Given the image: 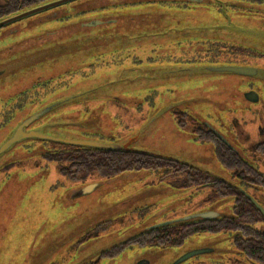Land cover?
<instances>
[{"label": "rangeland", "instance_id": "374dc122", "mask_svg": "<svg viewBox=\"0 0 264 264\" xmlns=\"http://www.w3.org/2000/svg\"><path fill=\"white\" fill-rule=\"evenodd\" d=\"M222 2L74 0L1 27L0 103L4 102L8 118L18 93L24 103H32L28 114L23 110L0 128V142L18 119L64 97L67 103L40 118L46 134L129 144L132 150L176 159L237 186L232 171L215 159L210 146L197 144L189 129L173 122L168 107H175L225 129L232 147L264 174V157L253 150L264 143V91L258 93L257 103H248L247 89L238 86L240 77L207 72L201 63L147 59L158 54L149 52L151 45L164 37L172 45L198 33L217 39L228 35L230 42L242 45L248 41L245 30L263 29L259 15L236 17L229 7L232 3ZM234 4L243 6L240 1ZM217 9L220 12L213 11ZM194 10L210 13L196 15ZM95 22L100 24L88 26ZM255 43L261 44L257 46L261 51L264 40ZM45 92L52 95L41 101ZM50 147L55 146L25 140L0 159V167L15 162L8 170L0 169V264H88L100 251L117 247L151 226L204 213L232 215L231 197L183 187V177L160 179L159 171L70 180L58 173L56 163L41 157L40 152ZM251 193L264 200L263 190ZM229 237L199 233L176 246L134 245L97 264H132L138 259L175 264L187 253L207 249L206 254L179 263L191 264L209 259L214 247L228 251Z\"/></svg>", "mask_w": 264, "mask_h": 264}, {"label": "flooded vegetation", "instance_id": "af4514ba", "mask_svg": "<svg viewBox=\"0 0 264 264\" xmlns=\"http://www.w3.org/2000/svg\"><path fill=\"white\" fill-rule=\"evenodd\" d=\"M7 0H0V4L2 2L6 3ZM51 0H42L38 1L36 3L30 4L27 7H20L16 10L18 12H23L28 10L29 8L36 7L38 5L45 4ZM228 1L229 3H232L229 7L232 9V14L236 17L244 16L245 13H253L255 15H259V18L264 24V6L262 3L264 0H223V2ZM238 1L241 2L243 6H235L234 3H238ZM222 2V3H223ZM243 2V3H242ZM185 6V5H184ZM54 8V7H53ZM50 8V9H53ZM188 8V7H187ZM219 8V7H218ZM236 9H240V11H236ZM49 10V9H48ZM218 11L220 10H213ZM242 11V12H241ZM245 11V12H243ZM16 12V13H18ZM185 12V11H184ZM196 15H201L200 12H202L205 15H208L210 12L207 10L201 11V10H194L192 11ZM15 14V13H14ZM219 14V13H218ZM187 15H191L190 11L187 12ZM5 18L4 16L0 17V20ZM157 24V23H155ZM173 26L176 24H170ZM225 26V23H223ZM219 28H222V26H218ZM263 29H257L254 31H247L245 30V36L247 37H255L253 41H246L244 44H236L233 42H230L231 39L230 36L227 35V37L219 38L217 39L216 36L209 34L210 36L201 35V33L196 34L194 37L191 35H188L187 39L182 40L181 42L177 41L174 44L170 45L169 40H158L157 44L151 45L150 53H157L161 54L163 56L159 58L157 55H148L147 59L148 61H151L152 63H173V64H183V65H195V64H203V67L207 72L211 73H227L232 74L237 77H240L238 80V86L246 88L247 91L244 94V99L248 103H257L259 101V95L258 93H262L264 91V45H262V50H258L257 46H261L257 42V40H264V25L262 26ZM216 28V26L214 27ZM200 30H207L206 28H202ZM215 31V30H214ZM210 32V31H208ZM231 35V34H230ZM210 37V38H209ZM184 39V38H183ZM233 40V39H232ZM160 41H163L161 45ZM246 43V44H245ZM161 45V47H160ZM153 46H159V49L152 48ZM166 50L167 54H162ZM93 65V67H95ZM203 68V69H204ZM215 68H218V70H213ZM219 68H243V69H250L249 72L242 73H233L231 71H220ZM70 76V75H68ZM254 77V78H253ZM257 79V82L255 78ZM66 78V76H65ZM44 87V86H42ZM43 95L41 101H46L51 95L48 96V92L42 93ZM47 94V95H46ZM22 95L20 93L17 94V96L11 101L13 105H16L15 109L12 111L11 116L8 118L6 117L5 110H4V102L0 103V128L8 123L15 114L23 113L22 111L25 110L24 113L28 114V106L32 102L24 103ZM64 98V97H63ZM63 98L58 100H53V103L56 101L63 100ZM65 100V99H64ZM68 100H66L67 103ZM43 103V102H42ZM45 104V105H47ZM64 104H60L57 107H60ZM168 112L170 115H172L171 119L173 122L177 125L180 129H189L191 132L192 139L197 142V144L206 143L210 146L212 154L214 157H216L217 154L221 156H228V152L234 153L238 155L243 161L247 164V168L251 170V172H254L257 176H260L261 179L264 180V174L261 173L254 164L246 161L240 154L237 152L232 145L229 143L227 138L225 137V129L213 125L209 120L207 119H200L196 120L190 117V115L182 111L180 109H177L175 107H168ZM25 114V115H26ZM23 117V116H22ZM20 120V119H18ZM17 120V121H18ZM46 125L43 121H40V118L33 122L28 128H34L35 126L41 127ZM33 126V127H32ZM45 130V129H44ZM45 133L44 131H42ZM46 134V133H45ZM48 135V134H46ZM51 136V135H48ZM56 136V135H55ZM54 135L51 136L53 138H60V139H66L65 137H60ZM69 139V138H67ZM36 141V140H35ZM40 143H51L54 144L55 147H50L47 150L43 149L40 154L41 157L54 162L52 160H49L45 158V155H51L55 153H64V152H73L81 150L80 148L85 147H79V146H73L68 144H62L60 142H53L49 140H38ZM37 143V142H36ZM174 146H180L179 143H172ZM182 146V145H181ZM185 149H182L181 151H184ZM253 150L264 157V143L260 142L256 144L253 148ZM103 151H110V150H103ZM228 151V152H227ZM110 152H122L126 153L127 151H110ZM133 153V152H131ZM137 153H134L136 155ZM140 156V155H139ZM144 157H147L146 155L140 156L139 159H142V163L144 166L152 164H148V160ZM153 157V156H152ZM149 156L148 158H152ZM160 158V157H158ZM164 162V166H157L156 168H140V167H134L132 169H127L120 171L112 176L108 177H101L98 174H92L88 178L92 176H97L100 178H106V179H112L118 174L124 173V172H134L138 170H147V171H159L162 173L161 178H178L183 177V181H181V186L183 187H193L195 190H202L204 188L211 189L214 192H216L217 195L220 197H231L233 200L232 205V215L230 216H220L216 215L211 218H202L201 215L198 216H192L189 218H183L180 220H174L170 222H165L159 225L151 226L150 228L145 229L142 233L125 240L122 243H119L117 247H114L108 251L101 252L97 258H95L93 261L89 262L88 264H97L98 261H101L105 258H111L116 253H120L125 248H130L134 245L139 246H170V245H180L182 244L187 238H189L192 235L201 234V233H209V234H216V233H228L230 235L229 237V243L230 247L228 251H223V249L218 246L214 247V249H211V254H209V259L192 261L191 264H264V200L262 199H255L254 195L251 193L253 190H263L264 187H261L259 185H256L252 183L250 178H246L243 180V183L240 182L233 174L234 171H232L233 177L237 179L238 185H232L229 182H226L225 180L210 174L213 176V178L204 175L201 176V170L186 164L182 163L176 159L173 158H160ZM56 163V162H54ZM15 162L3 165L0 167L2 170H8L10 169ZM57 164V163H56ZM58 165V164H57ZM188 166L196 168V170L190 168ZM58 170V168H57ZM59 173V171H58ZM218 178L219 181L222 183L219 185L222 188L232 187L237 189L239 192H241V195L245 199V201H242V208H241V218H242V229L241 231H220V232H210L202 230L201 228H198L194 230V233L186 236L183 240H181L178 244H171L166 243V239H174L173 237L164 236L161 238H158L160 241H165L164 244H159L161 242H155L152 244H141L138 243L136 240H134L136 237L144 235V233L148 232L151 233L153 231H161V235H167L168 233H180L183 234L182 230L179 228H175L173 230H170L169 227H178L181 223H189L190 221L193 223V220H212L217 218H232L234 215V212L236 211L237 203L235 201V197L232 195H225L221 192H218L216 189L219 187L217 183L213 180L215 178ZM87 180V179H86ZM73 181H83V180H73ZM85 181V180H84ZM206 214V213H204ZM189 221V222H188ZM195 223V221H194ZM167 237V238H166ZM169 241V242H170ZM207 250V249H205ZM205 250H196V251H203L199 254H195L193 256L188 257L187 259L191 257H198L202 255V253H205ZM210 253V252H209ZM203 254V255H204ZM186 259V260H187ZM184 260V261H186ZM183 261V262H184Z\"/></svg>", "mask_w": 264, "mask_h": 264}, {"label": "trees", "instance_id": "16d2710c", "mask_svg": "<svg viewBox=\"0 0 264 264\" xmlns=\"http://www.w3.org/2000/svg\"><path fill=\"white\" fill-rule=\"evenodd\" d=\"M42 0H7L6 3L2 2L0 4V17H7L12 15L18 11H16L19 6L27 7L30 4L36 3ZM81 150L73 151V152H62L55 153L51 155H45L44 157L56 162L58 164L59 174L70 179V180H86L92 174H98L101 177L112 176L120 171L132 169L134 167L140 168H156L159 166H164L166 161H162L158 157H152L151 155L140 154L137 153L134 155V152H110L103 151L100 149L94 148H80ZM228 152V151H227ZM146 155L144 157L148 160V164H152V166L147 165L144 166L142 163V159H139L140 156ZM151 156L152 158H148ZM215 159L226 169L233 170L234 176L243 183V180L246 178H250L252 183L264 187V180L261 179L260 176H257L254 172H251L250 169L247 168V164L241 159L238 155L234 153L228 152V156H221L219 154L216 155ZM190 170L196 168L188 166ZM193 171V170H192ZM211 176L208 172L201 170V176ZM215 178V177H214ZM217 185H221L222 183L218 178L213 179ZM218 192H221L225 195L229 194L235 197V201L237 203L238 209L234 212L232 218H217L212 220H193V223L188 221L189 223H181L178 227H169L170 230L175 228H179L182 230L183 234L180 233H168L167 235H161V231H153L151 233H144V235L136 237L138 243L141 244H152L155 242H161L159 244H164L165 241H160L158 238L168 236L173 237L170 239H166V243L178 244L181 240H183L186 236L194 233V230L201 228L205 231L210 232H220V231H241L242 229V218H241V208L242 201H245L241 192L232 187L222 188L217 187ZM195 221V223H194ZM167 238V237H166ZM170 241V242H169Z\"/></svg>", "mask_w": 264, "mask_h": 264}, {"label": "water", "instance_id": "95a60500", "mask_svg": "<svg viewBox=\"0 0 264 264\" xmlns=\"http://www.w3.org/2000/svg\"><path fill=\"white\" fill-rule=\"evenodd\" d=\"M71 1H74V0H51L45 4H42L41 6L38 5V7H35V8L32 7V9L29 8L26 11L18 12V13L9 15V16L0 20V28L5 26V25H8L10 23H13L15 21H18L20 19H23L25 17L43 12V11L48 10L50 8L66 4V3L71 2ZM96 24H100V23L95 22V23H92L88 26H94ZM110 27L113 30V25H110ZM254 38L255 37H247L248 41H253ZM107 40H109L111 42H121V40H119V39H107ZM85 41H88V40L86 39ZM213 70H218V68H215ZM219 70L220 71H231L233 73H239V74L240 73L244 74L245 72L250 71V69H243V68H219ZM64 103H66L65 100L49 103L46 106H44L43 107L44 109H42L41 111H39L35 114L28 115L27 117H23L22 119L16 121L17 123H15L13 125V127L11 128L7 137L2 142H0V159L4 156V154L6 152H8L17 143H20V142L25 141V140H49V141H53V142H60L62 144H68V145L79 146V147L94 148V149H100V150H110V151H127V152H134V153L151 155L154 157L169 158V157L160 156V155H156V154H152V153H148V152H141V151L132 150V149H130L129 144L114 145V144H105V143H98V142H88V141H82V140H80V141L76 140L75 141V140L53 138V137L48 136L42 132V130L45 129V126L28 128L33 122L37 121L39 118H41L43 115H45V113L51 111L53 108H56V106H58L60 104H64ZM214 216H215V214H213V213H206V214L201 215L202 218H211ZM103 251H105V250H102L100 252H103ZM201 252H203V251H193V252L187 253L182 258H180L177 261V263H175V264L182 263L188 257L193 256L195 254H199ZM80 263L81 262L75 263V264H80ZM132 264H149V262L145 259H138V260L134 261Z\"/></svg>", "mask_w": 264, "mask_h": 264}]
</instances>
